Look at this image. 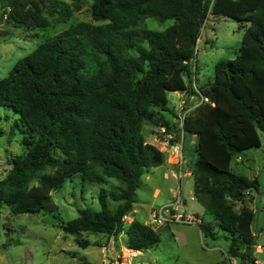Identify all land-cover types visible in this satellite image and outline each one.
I'll list each match as a JSON object with an SVG mask.
<instances>
[{
  "label": "trees",
  "instance_id": "obj_1",
  "mask_svg": "<svg viewBox=\"0 0 264 264\" xmlns=\"http://www.w3.org/2000/svg\"><path fill=\"white\" fill-rule=\"evenodd\" d=\"M96 24H72L47 39L0 80V108L19 118L12 133L22 135L23 153L0 179V208L14 215L59 212L52 194L81 175L84 184L121 187L99 195L101 211L86 208L63 226L76 235L93 232L118 239L126 247L151 250L161 243L152 229L132 217L143 177L165 163L166 155L146 142L144 128H166L176 135L198 136L192 169L194 197L230 240L226 260L256 264L252 227L255 213L248 206L259 192L258 179L232 172L235 157L262 145L264 131V0H92ZM69 7L46 0H0V41L12 29H47L49 10ZM229 18L249 25L235 60L215 66L213 81L194 90L192 67L207 20ZM147 19L175 24L164 32L142 28ZM148 48H145V45ZM97 68L88 72V56ZM191 81V83H190ZM204 97L182 127L164 116L170 93ZM36 182L37 185H32ZM110 200L117 204L110 209ZM204 236L215 239L211 227ZM89 247V242H80ZM84 264H89L85 262Z\"/></svg>",
  "mask_w": 264,
  "mask_h": 264
},
{
  "label": "rangeland",
  "instance_id": "obj_2",
  "mask_svg": "<svg viewBox=\"0 0 264 264\" xmlns=\"http://www.w3.org/2000/svg\"><path fill=\"white\" fill-rule=\"evenodd\" d=\"M48 7L53 2H61L63 6L69 7L70 18L67 23H60L62 9L55 14L49 10L46 16L50 21L47 29H40L31 32H23L19 29H12V34L7 39L0 41V80L9 76L14 66L22 59L29 56L34 50L47 39L54 37L72 24L85 22L96 24L92 17V0H46ZM175 24L174 20L161 23L155 19H147L142 28L153 32H164ZM249 25L235 19L210 17L202 30V36L197 46L196 60L194 66L198 68V84H207L213 81L215 66L223 61L235 60L242 47V38ZM148 48V45H145ZM96 57L88 56V72L92 73L97 68ZM199 98V97H198ZM169 109L179 113V100L170 93L168 95ZM169 120L173 115L166 113ZM19 117L11 110L0 108V179H3L12 169V159L23 153L21 146L22 135L19 131L12 133V127ZM154 130L150 126L144 128V132ZM157 132V131H156ZM262 145L246 151L242 156L235 157L232 162V172L250 180L258 179L260 191L253 192L254 201L249 207L254 211L256 218L253 224V232L258 237L257 245L264 250V210L256 211V207L264 202V131H259ZM146 142H151L146 137ZM191 136L186 134L185 156L187 162L192 166L196 162V147L191 144ZM153 145H158L152 141ZM177 160H175L176 165ZM170 166H165L153 174H146L142 180V186L137 191V201L134 206L137 220L146 221L147 214L152 208L166 205L171 201L173 189L176 197L181 195L184 211L193 214L199 210L206 215V225L211 227L216 234L215 240L205 236V245L202 253L213 246H220L226 252L209 253L210 258L189 257L184 252L179 253L178 248L170 236L159 235L161 243L153 250L146 251L137 262L150 260L152 264H217L226 260L230 246L227 234L220 230L214 219L205 213L204 208L195 201L194 180L192 177H184L180 183L172 176ZM168 173L164 180L163 173ZM177 172V171H176ZM157 178V179H156ZM32 185H37L36 182ZM121 183L111 180L105 186L88 185L78 175L68 180L62 190L52 194L55 204L59 208L56 214H22L14 215L8 207L0 208V264H103L104 255L111 254L114 250L120 251L126 247L125 235L118 239L107 238L106 236L93 232H83L72 235L64 231L63 226L77 219L80 211L90 208L94 211H101L99 195L102 189L109 192L121 187ZM160 186L162 193L157 199L153 198L154 189ZM181 190V191H180ZM181 192V193H180ZM175 200H173L174 202ZM171 201L170 204L173 203ZM169 204V205H170ZM110 209L115 210L117 204L110 200ZM157 209V208H156ZM129 226V220L125 218ZM158 232V231H157ZM80 242H89L90 246L82 247ZM208 247V248H207ZM254 256L264 264V251L262 254L255 252ZM233 264H243L239 259L231 258Z\"/></svg>",
  "mask_w": 264,
  "mask_h": 264
},
{
  "label": "crops",
  "instance_id": "obj_3",
  "mask_svg": "<svg viewBox=\"0 0 264 264\" xmlns=\"http://www.w3.org/2000/svg\"><path fill=\"white\" fill-rule=\"evenodd\" d=\"M197 71H198L197 67H195V66L192 67V72H194V75L192 76L193 77V84H192L193 87L195 86L197 89H203L207 85H210L212 83V81L210 80L209 82H207V84H198L199 80H198V77H197ZM190 83H191V81H190ZM173 94L179 100V113L174 114L173 112H166V113H170V114L173 115V119L172 120H169L166 117V113H164V116L170 123L175 124L178 127H182V123H183L184 118L191 116L194 113V111L196 110V108L201 105V101H200V98H198V96H196L194 94L188 95L186 92H176V93H173ZM156 131H158V130L155 129V131L154 130H150V131L144 132L145 139H147L146 137H148V140L151 141V142H148L149 144L153 145L152 141L154 142L155 135L157 134ZM190 136H191V140H192L191 144L194 145V147H196V152L195 153H196V159H197V146H198L199 139H198V136H196V135H190ZM185 141H186V137H185ZM154 146L159 148L158 145H154ZM165 155H166L165 156L166 157L165 163L162 166H160L159 168L153 169L150 173L153 174L154 176H156L155 172H157V170H161L165 166H170L174 170V171L171 170L170 172L172 173V176L175 179L179 180L180 188H181V182H182L183 179L179 178L178 167L174 163L176 158L171 156L169 153H165ZM188 164L190 165V167H193L189 161H188ZM168 176L169 175H168L167 172L163 173L164 180H166V178H168ZM169 191H170V193H173L172 198H171V201L173 202V200L176 199L175 198L176 194H175L173 189H170ZM161 193H162V190H161L160 186H157L154 189V191H153V198L157 199L158 197H160ZM179 195L181 197L182 194H179ZM193 195H194V192H193ZM252 197H253V194H252ZM194 199H195V197H194ZM171 201L168 202L166 205H169L171 203ZM195 201L197 202L196 199H195ZM253 201H254V197H253ZM166 205H164V206H166ZM156 208H158V207H156ZM156 208H152L149 211V213L147 214V220L146 221H140V222L143 223L144 225L148 226L151 213ZM262 209L264 210V202L260 206L256 207V211L259 212V210H262ZM185 212H187V211H185ZM135 213L136 212L134 210L133 216L127 218L129 220V225L134 220H137L136 217L134 216ZM205 213H207V212L205 211ZM193 214L202 217V219H203V225L202 226L206 225V223H207L206 222V215L201 213V211H199V210L194 211ZM255 218H256V215H255ZM154 231L158 235H161V236L162 235H164V236L166 235V236L172 237L173 238V242L175 243V245L178 248V252L182 253V254L185 252L187 256L192 257V258L193 257H197V258H202L203 257V258H207L208 259V258H210L209 253L212 254V253H215V252H220V253H222V255H224V253H226L222 249V247H220V246H213V247L209 246V248L207 247L208 248L207 249L208 252L202 253L201 250L203 249V247L205 245V241H204L205 236H204V234L202 232L201 227L172 225V226H168V227L154 228ZM254 236L256 237V241H257L258 237L255 235V233H254ZM215 238H216V234H215ZM213 240H215V239H213ZM151 250H153V249H151ZM147 251H149V250H147ZM263 251L264 250H263L262 246H260V245L256 246L255 252H258V253L262 254ZM118 252L119 251H115L114 250L111 254L115 256ZM222 261H220V262H222ZM137 264H152V263H150V260H148V261H144V262H141V261L137 262ZM256 264H262V263L259 260H257Z\"/></svg>",
  "mask_w": 264,
  "mask_h": 264
},
{
  "label": "built area",
  "instance_id": "obj_4",
  "mask_svg": "<svg viewBox=\"0 0 264 264\" xmlns=\"http://www.w3.org/2000/svg\"><path fill=\"white\" fill-rule=\"evenodd\" d=\"M194 90L199 93L195 86ZM200 101L201 104L209 102V100L204 97H200ZM175 139L176 135L169 133L166 128L158 129L157 134L155 135V142L159 146L158 149L163 153H169L171 156L176 158L179 178L183 179L184 177H192V169L185 156L184 134L182 133L178 141L173 143ZM251 196L252 192H247V197L251 198ZM181 203L182 200L179 195L172 204L154 209L151 213L148 226L152 229L172 225L201 227L203 225L202 217L185 212L182 210L183 207ZM143 254V250H134L125 247L122 248L115 256L112 254L104 255L103 264H137V260L142 257Z\"/></svg>",
  "mask_w": 264,
  "mask_h": 264
}]
</instances>
